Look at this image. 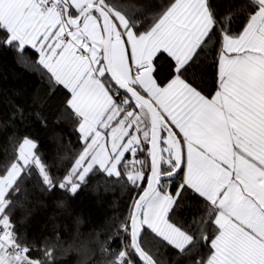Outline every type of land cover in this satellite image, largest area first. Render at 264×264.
<instances>
[{
	"label": "snow or ice",
	"instance_id": "1",
	"mask_svg": "<svg viewBox=\"0 0 264 264\" xmlns=\"http://www.w3.org/2000/svg\"><path fill=\"white\" fill-rule=\"evenodd\" d=\"M4 57L0 264H264V0H0Z\"/></svg>",
	"mask_w": 264,
	"mask_h": 264
},
{
	"label": "trees",
	"instance_id": "2",
	"mask_svg": "<svg viewBox=\"0 0 264 264\" xmlns=\"http://www.w3.org/2000/svg\"><path fill=\"white\" fill-rule=\"evenodd\" d=\"M30 82V76L21 67H15L11 57L0 58V87L9 89V95L15 90H23ZM36 134L39 136L41 143L46 148H51L49 141V132L39 128V125L34 126ZM5 143L4 137L0 136V147ZM121 193L116 191H104L102 188L98 192L85 190L81 192L80 196L73 202V206L77 211L81 212L87 220L91 217H102L105 213L112 211L113 202H122ZM49 207L47 210L38 209L36 212L30 231H39L40 227L47 221L48 213L52 209V200L48 199Z\"/></svg>",
	"mask_w": 264,
	"mask_h": 264
}]
</instances>
